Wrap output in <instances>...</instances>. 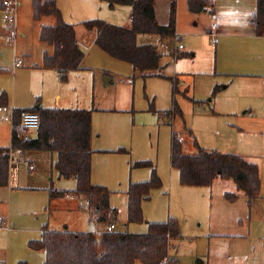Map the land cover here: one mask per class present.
Returning a JSON list of instances; mask_svg holds the SVG:
<instances>
[{
  "label": "rangeland",
  "instance_id": "rangeland-1",
  "mask_svg": "<svg viewBox=\"0 0 264 264\" xmlns=\"http://www.w3.org/2000/svg\"><path fill=\"white\" fill-rule=\"evenodd\" d=\"M21 1L22 5L18 10L17 37L13 41L8 37L9 27L3 20L0 0V93L5 92L9 97V105L5 107L6 111L0 110V147H9L12 144L13 121L3 120V114L12 115L13 108L23 109L24 105L34 104L37 98L48 105L44 106L45 108L58 107L55 105L58 93L62 92L66 98L78 94L81 104L87 109L117 105L118 108L124 107L129 111L123 118L125 122H128L129 144L132 143L131 136L134 139L133 146L128 147L132 151L133 160H136L137 156L151 154L155 158L146 159L154 160L158 165L160 163L163 170L166 168L168 172L171 167L172 131L175 130L178 133L191 131L202 147H206L205 145L211 147L217 143L224 152H230L231 149L236 148L248 151L252 160L260 165L263 181L262 194L264 195L263 72L256 71L252 76L243 77L236 70L228 71L235 67L234 57L243 59V56L248 54L245 52L247 50H253V53L255 50L256 54L253 55L264 59L263 42L254 37L235 38L239 31L235 25L241 26L238 24L226 26L228 33L225 36H230L226 39H220L217 35L214 38L211 34L204 35L201 31L206 29L208 23L205 18L206 16L212 18L211 14L207 12L200 15L202 13L188 12L185 4L186 8L182 10L181 21L193 31L192 34L182 35L181 41L176 37L161 39L151 34H141L138 37L140 44L152 43L159 46V51L163 53L162 73L178 79V89L175 92L172 80L159 76L143 77L140 72L134 70L130 63L113 58L104 52L94 42L96 32L87 29L84 25L87 20L101 19L109 24L125 26L126 23H130V6L111 5L107 0H60L58 6L62 10L63 18L74 24L78 37L84 39L89 46V48H84L89 69L78 73V76L73 79L69 77L68 82H62L56 72L38 68V66H43L44 50H52L40 40V26L53 25L55 18L44 16L41 21L35 20L32 0ZM238 1L243 6L242 14L235 15L236 7L229 11L231 6L226 5V10L222 11L224 21L232 23L236 17L244 22L243 26H246L245 20L255 11L254 0L252 2ZM230 4L239 5L235 3V0H232ZM23 31L26 36L22 35ZM178 42L186 47L184 53L193 52L195 57H184L177 60L180 51L175 49H177ZM224 42H226L225 45ZM216 43H219V46H216ZM17 59L23 62V66H15ZM106 71L112 75L113 84H104L103 78ZM217 85L223 87L228 85V87L218 92L213 98V90ZM174 100L177 101L182 115L175 114ZM170 111H174V116L165 114ZM35 134V131L30 132L32 137ZM187 142L189 144L190 141L187 139ZM184 149L186 150L185 146ZM32 152L39 154L37 170L30 172L27 163H22L20 180L17 183L15 181L14 185L20 181V185H23L28 181L37 184L41 189H15L11 200L13 202L11 215L13 219L21 217L20 211L24 210L28 213L30 210L27 207L34 208L32 202L35 204L42 202V208L39 210L40 218L32 219L33 222L39 221V227L42 229L44 222L47 221L44 207L50 202L49 191L43 188L48 184L50 187V180H52L50 190L69 189L67 188L69 185H73L74 188L76 181L75 179L58 178L56 169L51 165L52 156L53 158L55 156L50 152ZM140 169L142 168L137 170ZM173 170L178 180L179 171L175 168ZM163 175L166 177V172H163ZM164 183L167 186L166 189L162 190L163 186L155 189L150 195L151 199L145 201L149 206L150 215L157 214L163 207L168 211L170 202H173L175 206L178 200L176 195L179 191L175 190V186L171 189L168 180ZM115 193L112 199L118 209V222L121 225L116 231L141 230L140 234L147 233L146 221L150 219L145 217L142 223L128 224L127 195ZM83 201L85 200H69L66 196L55 201L54 205L52 203V207L48 210L49 214L53 213L50 225H59L71 218L80 228L90 229L89 223L91 222L88 213L80 208L79 203ZM18 202L23 203V209L17 208ZM25 204L28 206L26 207ZM69 206L74 208L71 209V212H74L70 213L71 215L67 212ZM63 209H65L64 212H62ZM6 214L9 216L8 211ZM123 224H128V226ZM10 225H12V230L0 226V264H18L20 257L28 264H44L43 253L30 249L28 245L30 239H37L41 236L39 232L37 238L28 240V230L34 226L33 223L19 220L12 221ZM198 241H201V245L205 247V241L197 236L188 234L179 236L171 242L169 255L174 257L178 253L182 256V264H194L195 260L191 256L192 242Z\"/></svg>",
  "mask_w": 264,
  "mask_h": 264
},
{
  "label": "trees",
  "instance_id": "trees-1",
  "mask_svg": "<svg viewBox=\"0 0 264 264\" xmlns=\"http://www.w3.org/2000/svg\"><path fill=\"white\" fill-rule=\"evenodd\" d=\"M3 1V0H2ZM111 5L122 4L131 7L130 25L118 26L101 19L84 22L85 27L96 32V45L118 60L130 63L143 77L159 76L172 80L173 90L178 89V79L162 73L163 53L157 44H140L141 34L157 35L161 39H173L176 34L177 2L171 0L170 21L161 25L156 17L155 0H107ZM193 13L206 12V7H214L213 0H187ZM33 17L41 20L53 16V25L43 26L39 33L42 42L52 48L45 52L43 67L61 71L65 78L69 70L79 68L85 52L77 42L74 24L67 22L57 4V0H32ZM255 31L264 36V0H256L253 16ZM182 51L178 58L185 56ZM223 89L215 86L214 96ZM9 105L7 93H0V107ZM175 114L182 115L177 101L174 100ZM37 112L40 127L35 137L20 140L21 112L15 109L14 130L10 147H0V187L9 185L12 152L42 151L56 154L53 167L61 178L75 179L77 194L83 195L91 210L98 214L100 223L109 225L118 221V209L111 206L112 191L92 182L91 139L93 135V109L85 108H43L26 109ZM196 153H188L177 132L171 138V164L179 171L180 183L185 186H211L215 179L233 180L239 191L250 201L257 198L261 191V175L258 164L247 158L217 149H205L195 140ZM127 152L125 149H119ZM131 168H150L149 180L131 183L127 189V209L129 223L145 221L143 201L150 198L155 189L163 186L156 164L151 160L132 163ZM51 194H64L65 191L50 190ZM237 193H226L230 201L238 199ZM180 222L171 217L164 222H150L148 232L139 234L129 231L74 232L70 230L52 231L45 227L39 239L30 240L29 248L44 251V264H180L169 255L171 242L180 236ZM19 264H28L20 262ZM194 264H207L198 258Z\"/></svg>",
  "mask_w": 264,
  "mask_h": 264
},
{
  "label": "crops",
  "instance_id": "crops-1",
  "mask_svg": "<svg viewBox=\"0 0 264 264\" xmlns=\"http://www.w3.org/2000/svg\"><path fill=\"white\" fill-rule=\"evenodd\" d=\"M58 1L60 3V0H57V4ZM231 1L232 0H213L215 6L214 14L218 25L217 36L220 39L221 38L226 39L227 37H230V36H225L226 33H228V31H226V26H233L234 24H238L241 26L235 25L236 28H238L237 30H239L236 33L237 37L235 38L254 37L256 39H259L260 42L264 43V36H258L255 31V26L253 23V16L255 11L250 15L248 19L245 20L246 26H243L242 24H244V22L243 21L241 22L240 18H236V17H234L232 23L230 22L226 23L224 21V13L222 14V11L226 10L225 9L226 5L231 6L229 11H231L232 8L236 7V9L234 10L235 15L239 13L242 14L241 10L243 9V6L241 5V2L235 0V3L239 4L236 6V5H231L230 4ZM249 1L252 2V0ZM176 2L178 4V9H177L178 14L176 16V32L177 35H179L180 38L183 39L182 35L193 33V31L188 27H186L184 24H182L181 21L182 20L181 13L182 10L184 11V9L186 8V5L188 8V12L190 10L188 7L187 0L186 1L176 0ZM254 4L256 10V0H254ZM20 5H22L21 0H20ZM1 11L3 13L2 0H1ZM155 12L158 22L161 25H167L170 21L171 0H155ZM201 13L202 14L200 15H204L207 12H201ZM211 19L212 18H210V16L209 17L206 16L205 18V20L208 23L206 29L204 31H201L204 35L205 34L210 35L211 27H212ZM129 22H131L130 16H129ZM46 25L48 24L41 25L40 30L43 26ZM129 25L130 23H126L125 27ZM22 35L26 36L24 31L22 32ZM76 35H77V30H76ZM8 37L11 40L9 33H8ZM95 41H96V36L94 42ZM77 42L83 50L84 48H89L86 41L82 38H79L78 35H77ZM225 44L226 42H224V45ZM216 46H219V43H216ZM185 49L186 47H184L182 52H184ZM52 51L53 50L51 49L50 50L45 49L43 52V56L45 52L52 53ZM84 52H85V57L79 68L74 70H69L66 73L65 78H62L61 71L57 69L45 68L43 66L42 67L38 66V68L54 71L59 76L62 82H68L69 77L73 79L74 77L78 76V73H82L84 71H87V69H89V67L86 64L87 54L85 50ZM245 52L248 54L243 56L244 57L243 59L234 57L233 64L235 67L233 69H229L228 71L236 70L243 77L252 76V74H254V72L256 71H262L263 72L262 77H264V59L257 58V56L255 57V55H253L256 54L255 50L254 53L253 50H247ZM186 53L187 54H185V56L181 58L195 57V54L193 52L192 53L186 52ZM250 54H252V56ZM181 58H176V59L178 60ZM15 66L16 67L23 66V62L17 59L15 61ZM104 74H105L103 78L104 84L105 85L113 84L114 79L112 75L107 71L104 72ZM227 87L228 85L226 87H223L222 90H224ZM55 105H57L58 107H51V108H61V107L85 108V106L81 104L80 95L75 94L73 96L71 95L69 98H66L62 92L56 95ZM44 106L47 107L48 105L41 102L40 98H37L34 104L30 103L29 105H24L23 109L20 107H15L13 108V110L15 109L26 110L34 107L45 108ZM92 109H93V123H92L93 135L91 139V147L93 149V155H92L91 178L94 184L104 185L112 191L111 199H110L111 206L117 209L112 199L113 198L112 196L114 195L115 192L123 193V194L125 193L127 195L126 193L127 189L131 183L146 181L149 180L151 177L150 168H142L140 170H137L139 168H131L132 163L141 160H150L146 158L153 159L155 157H153V155L151 154H144L137 156L136 160H133L132 151H130L128 147L133 146L134 139L133 136L130 135L132 138V143L129 144L128 136L130 132L128 130V122H125L123 118L124 115H127V113H129L127 109H125L124 107L118 108L117 105H114L113 107L112 105L106 107H98L97 109L93 107ZM174 111L166 112L165 114L166 115L171 114L172 116H174L173 113ZM213 111H215V109H213ZM101 117L104 118L102 119ZM173 132H177V131L175 130L172 131V134ZM178 136L182 140L183 148L185 146L186 150L185 149L184 150L186 152L188 153L197 152V147L195 145L196 138L191 131H189V133L180 132L178 133ZM187 139L190 141L189 144L187 142ZM205 146L206 147L203 148L209 150L210 149L222 150L217 143H215L211 147H207L208 145ZM122 148L127 150V152L119 151V149ZM222 152H224V150H222ZM230 152L241 155L247 158L248 160L254 162L248 151H244V150L241 151L240 149L236 148V149H231ZM38 155L39 154H36L32 151L13 152L11 165H10L11 181H9L8 186L0 187V218L7 220L10 224L12 221L15 222L19 220L29 221L30 223H33L34 226L29 228L28 230V234H29L28 240L30 238H37V236H39L38 235L39 232L40 235H42L43 231L45 230V227H47L49 230L52 231L70 230L74 232H94V233H101L106 231L108 225L106 224L104 225L103 223H100L98 220L92 219L88 211H86V209L84 208V206L88 205V203L83 195L77 194L74 191L76 185L74 188L73 185H69L67 187L69 189H56L60 191H65L64 194H59V193L51 194L50 187L52 186V180L49 181L50 187L48 184L46 187L43 188L44 190L49 191L48 193H49L50 202L48 206L44 207V212L47 216L46 218L47 221L44 222L42 229L39 227V221L38 222L32 221L34 217H36L37 219L40 218L39 210H41L42 208V202H40L39 204H35L32 202V206L34 208H32L31 206H30L31 208L27 207L28 204H25V206L30 211L28 213L25 212L24 210L20 211L21 217H17L16 219H13L11 215L13 202H11V200L14 195V190L20 188H28L33 190L41 189L40 187L37 186V184L28 181L27 183L24 182L23 185H20L21 181L17 185H14L15 181L17 183L20 180L19 177L20 169H21L20 165L22 163H27V168L30 172H35L37 170L38 168L37 160L39 157ZM53 155L55 156V158H53L52 156V163H51L52 167L57 159V155L56 154ZM151 161H153L156 164L154 160ZM170 162H171V140H170ZM31 164L35 165L34 169H30ZM156 167L158 174L160 175V177L162 176L161 179L162 178L164 179V180L162 179L163 180L162 190L166 189L167 186L164 182L165 180H168L171 189H173L175 186V190L179 191V193L176 195L178 200L177 202H175V206L173 202H170V209L168 211L165 210V208L163 207V209L160 210L157 214L150 215L149 206L145 201L150 200L151 196L150 198L145 199L143 201L144 215L145 217L150 219L149 221H146L147 225L150 222H164L171 217L177 218L180 222L179 233L181 237L188 234L192 236L193 235L197 236L199 239L201 240L203 239L205 241V247L201 245V241L192 242L193 249L191 256L193 257L195 262L198 258H202L203 260H205V262H207V264H264V241H263L264 240V195L262 194V188H263L262 178H261L260 195L257 198L253 199L252 201H250L249 198L243 192L238 190L237 185L233 180H225V179L217 178L214 180L211 186H204L205 188L195 187V186H185L179 182L180 181L179 179L177 180V174L175 170H173L174 167H172V164L168 172L166 168L163 170V168L160 166V163L159 165L156 164ZM163 172H166V177L163 175ZM260 175H261V170H260ZM58 178H61L59 173H58ZM10 182H11V187H10ZM226 193H237L239 195L238 199L235 201H230L226 198ZM66 196L69 200H76V199L77 200L80 199V201L83 199L85 200L83 202L80 203L78 202V203L81 204L80 208L88 213L89 221L91 222V223L88 222L91 225L90 229L80 228V226L71 218L68 219L69 221L61 222L59 225H55V226L50 225V218L53 216V213L49 214L48 210L52 207L51 206L52 203L54 205L55 201ZM127 202H128V196H127ZM71 203L74 204V202H70V204ZM17 208L23 209V203L18 202ZM71 209L74 208H70L69 206V208L67 209L69 215H71L70 213H74L71 212ZM64 210L65 209H63L62 212H64ZM7 211L9 212V216L8 214H6ZM55 224H57V222ZM115 224L117 230L118 227L121 225L119 224L118 221ZM128 224L130 223L128 222ZM128 224H123V225L128 226ZM0 226L4 228V226L1 223ZM10 226L12 227V225ZM36 226H38V228ZM140 231L141 230H133L131 232L140 234ZM30 240H35V239H30ZM39 253H43L44 261H45L44 251H39ZM171 257L175 258L176 260L179 261L180 264H182L183 260L180 254L177 253L174 257L173 256ZM19 259H18L19 260L18 264L20 262H27L25 260H22L21 257Z\"/></svg>",
  "mask_w": 264,
  "mask_h": 264
},
{
  "label": "built area",
  "instance_id": "built-area-1",
  "mask_svg": "<svg viewBox=\"0 0 264 264\" xmlns=\"http://www.w3.org/2000/svg\"><path fill=\"white\" fill-rule=\"evenodd\" d=\"M2 7H3V19L8 25V33L11 38V40L15 41L17 37V31H18V10L20 7V0H3L2 1ZM206 12L210 13L212 16V27H211V36L214 38L217 35V29L218 25L216 22L215 14H214V7L209 5L206 8ZM175 37L178 38V40H182L179 35H177V32L175 34ZM215 41H213L214 43ZM184 46L181 44V42H178L176 51H183ZM1 111H6L5 107H0ZM14 111V110H13ZM3 120L5 121H13V127L12 130H14V112L12 115L3 114ZM40 127V116L37 112L30 111V110H23L21 112V119H20V131H18L16 134L17 138L20 140H28L31 138L30 132L38 130ZM13 155V152H12ZM12 159V157H11ZM35 165L31 164L30 169H34ZM84 208L88 213L90 214V217L94 220H98V214H96L93 210L90 209L89 205H85ZM0 223L7 228L8 230L11 229V226L9 222L3 218H0ZM108 232L116 231V224L111 223L108 225L107 230Z\"/></svg>",
  "mask_w": 264,
  "mask_h": 264
}]
</instances>
